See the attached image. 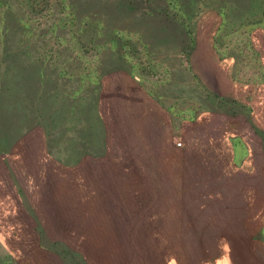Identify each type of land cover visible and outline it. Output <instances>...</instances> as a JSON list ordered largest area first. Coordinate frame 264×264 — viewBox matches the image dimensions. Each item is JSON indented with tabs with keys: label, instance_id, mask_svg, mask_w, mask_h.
<instances>
[{
	"label": "rangeland",
	"instance_id": "obj_1",
	"mask_svg": "<svg viewBox=\"0 0 264 264\" xmlns=\"http://www.w3.org/2000/svg\"><path fill=\"white\" fill-rule=\"evenodd\" d=\"M197 117L263 206L264 0H0V264H264L232 186L205 220L166 204Z\"/></svg>",
	"mask_w": 264,
	"mask_h": 264
},
{
	"label": "crops",
	"instance_id": "obj_2",
	"mask_svg": "<svg viewBox=\"0 0 264 264\" xmlns=\"http://www.w3.org/2000/svg\"><path fill=\"white\" fill-rule=\"evenodd\" d=\"M204 121L207 119L192 118L183 126V144L177 147L178 163L172 172L177 174V179L169 182L172 193L167 194L169 202L166 204L178 221L205 220L210 217L204 214L219 201V189L229 185L234 190L231 207L225 210L228 219L264 218V205L250 195L249 176L252 170L249 165L243 164L238 154L242 148L240 134L207 126ZM158 183L165 188L168 184L166 179ZM212 200L213 203H210ZM217 208L218 205L212 211ZM259 261L258 257L246 256L244 259L245 264H258Z\"/></svg>",
	"mask_w": 264,
	"mask_h": 264
},
{
	"label": "trees",
	"instance_id": "obj_3",
	"mask_svg": "<svg viewBox=\"0 0 264 264\" xmlns=\"http://www.w3.org/2000/svg\"><path fill=\"white\" fill-rule=\"evenodd\" d=\"M11 147L12 146H10V144L9 145H7V146H4V147H2V148H0L1 150H0V152H10V150H11ZM65 248H66V246H65ZM62 250V249H61Z\"/></svg>",
	"mask_w": 264,
	"mask_h": 264
},
{
	"label": "built area",
	"instance_id": "obj_4",
	"mask_svg": "<svg viewBox=\"0 0 264 264\" xmlns=\"http://www.w3.org/2000/svg\"><path fill=\"white\" fill-rule=\"evenodd\" d=\"M181 144V141L180 140H177V145Z\"/></svg>",
	"mask_w": 264,
	"mask_h": 264
}]
</instances>
